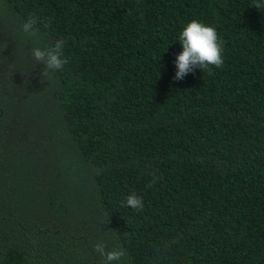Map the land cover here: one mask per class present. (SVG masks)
<instances>
[{"label": "trees", "instance_id": "16d2710c", "mask_svg": "<svg viewBox=\"0 0 264 264\" xmlns=\"http://www.w3.org/2000/svg\"><path fill=\"white\" fill-rule=\"evenodd\" d=\"M257 2L0 0V264H101L96 243L113 264H264ZM192 19L224 63L177 80ZM61 39L43 76L31 49Z\"/></svg>", "mask_w": 264, "mask_h": 264}, {"label": "clouds", "instance_id": "9594fccd", "mask_svg": "<svg viewBox=\"0 0 264 264\" xmlns=\"http://www.w3.org/2000/svg\"><path fill=\"white\" fill-rule=\"evenodd\" d=\"M253 6L259 9L264 7V2H257ZM37 23L38 18L35 14H31L22 23V31L27 37L37 35L39 31L35 27ZM179 41L182 44V51L176 56L174 62L177 68L174 79L181 80L188 73L194 72L196 68L210 72L212 67L223 66V41L215 26L198 19H192L183 26L179 33ZM64 44L65 41L61 39L57 40L54 46L31 49L32 57L37 62L44 64L43 76H47L49 70H62L69 63L68 59L63 58ZM151 186V184L147 185V187ZM124 204L136 211H142L144 208L143 197L138 196L135 192L126 197ZM94 251L103 258L101 264H113L114 261H120L126 254L122 247L106 250L103 243H96Z\"/></svg>", "mask_w": 264, "mask_h": 264}]
</instances>
